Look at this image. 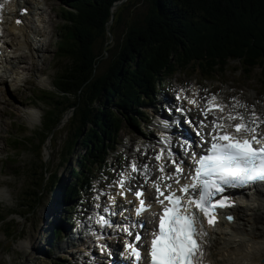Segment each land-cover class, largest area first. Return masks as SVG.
I'll return each instance as SVG.
<instances>
[{
    "label": "trees",
    "instance_id": "16d2710c",
    "mask_svg": "<svg viewBox=\"0 0 264 264\" xmlns=\"http://www.w3.org/2000/svg\"><path fill=\"white\" fill-rule=\"evenodd\" d=\"M121 1L77 0L78 16L71 15L58 50V56L68 60L65 73L56 82L54 102L48 92L41 99L52 101L54 106L44 121L41 150L70 110L73 116L69 122L74 129L68 151L72 152L77 143L85 147L71 170L73 181L64 185L63 203L77 200L80 191L87 190L94 166L103 164L124 124L137 127L144 100L156 92L164 77L192 62L213 75L230 59L242 60L248 70L259 67L264 71V0H147V15L130 24L112 65L98 75L101 61L112 50L108 24L123 22L128 9L130 1L112 13V7ZM110 31L114 38L112 28ZM100 38L106 49L96 53ZM43 162L39 181L47 186L53 176H47ZM45 189L40 183L36 188L34 183L27 194V201L32 203L26 215L44 204Z\"/></svg>",
    "mask_w": 264,
    "mask_h": 264
},
{
    "label": "rangeland",
    "instance_id": "374dc122",
    "mask_svg": "<svg viewBox=\"0 0 264 264\" xmlns=\"http://www.w3.org/2000/svg\"><path fill=\"white\" fill-rule=\"evenodd\" d=\"M48 1H50L49 7H55L51 12L44 1L46 10L44 17H49L47 24L50 26L54 21V31H49L46 39L49 40L50 47L46 48L47 51L43 58L39 54L36 59L37 65L30 66L29 59L31 62L34 60L29 56L28 58L27 55L22 61L21 65H24L22 67L26 71L22 76L31 78L28 84H26V81L19 82L23 88L12 86L9 79L8 83L5 81L2 84L6 87L8 85L10 88V91L8 88V93L12 96L11 99L8 98L4 88L0 87V264H50L52 260H58L61 264L62 262L64 264H91L93 260L91 258L86 259L88 252L85 250L78 254H69L70 236L62 243L55 244L51 253L48 251L51 240L49 227L57 223H62L61 225L68 224L61 219L63 215L62 210L59 208L61 194L64 185L73 181L71 170L77 165L78 158L85 153V147L81 143H77L72 152L68 151L69 137L72 136V130L74 129L69 122L73 115V112L70 111L66 114L69 116L68 120H65V115L63 119L66 122L61 123L62 126H59L60 129L58 128L56 133H52L41 154L40 142L43 141V122L47 117V112L49 110L54 111V106L52 101L43 102L40 98L45 92H55L53 85L65 73L68 63L67 59L58 56L56 48L57 42L66 33V29H63L64 21L61 19L64 0H59V3L56 0ZM129 1L127 4L128 9L124 11L123 22L117 25L108 24L109 30L112 28L115 37L109 42L111 44L110 48H112L111 55L101 61L98 75L105 73L112 65L113 55L117 53L118 44L121 43V39L130 24L135 20H142L147 15V0ZM121 3L123 2L121 1ZM113 10L112 8V12ZM119 12L120 10L117 9L116 15ZM37 24H40V22L37 21ZM42 47L40 53H43L44 45ZM105 49V41L100 38L96 43L95 51L99 53L104 52ZM197 68L170 78L166 84L168 89L164 88L162 90L165 92L162 97L168 96L167 92L171 90V94H174L179 83L188 85L199 81L202 93H215L219 89L223 95L231 93V96H234L235 87H239L240 89H237L239 94L246 90L247 94L243 93L242 96L247 102L249 100L248 95L254 94L257 96V103L264 104V74L262 69L257 67L251 73L246 74L242 64L231 62L225 72L217 74L214 76V80L211 81L203 80V76ZM16 80L17 78L13 79V82ZM50 96L54 102L56 94ZM146 112L147 116L150 117L151 109L146 110ZM145 131H149V129L145 128ZM140 137L135 130L125 129L122 133L123 143L116 153L118 157L113 155L109 161L115 162V167H125L126 159L121 153H130L129 151H132L133 148L131 143H134V140L141 139ZM16 140L22 143H15ZM32 142L35 143L34 148L31 147ZM41 161H44L43 165L49 171L47 176L51 174L54 177L47 186L45 183L41 185L39 181ZM111 170L112 168L109 171L111 173L110 180L107 182V177L103 173L96 186L100 184L107 189L111 187V179L114 177ZM34 183H36V188L39 183L40 188H46L43 197L44 204L36 211L26 215L32 203V201H27L26 198L27 194H30L33 189ZM91 201L86 198L84 204L88 205ZM26 205H28L27 208ZM48 210L49 212L55 211L52 217L49 214L47 215V212L45 213ZM2 219H4V222H1ZM212 249L210 261L212 264H216L212 260Z\"/></svg>",
    "mask_w": 264,
    "mask_h": 264
},
{
    "label": "snow or ice",
    "instance_id": "6c2138e0",
    "mask_svg": "<svg viewBox=\"0 0 264 264\" xmlns=\"http://www.w3.org/2000/svg\"><path fill=\"white\" fill-rule=\"evenodd\" d=\"M3 8L4 4H0V10ZM216 100L215 96L211 97L205 108L201 109V115L205 119L199 122V127L202 129L211 125V132L207 134L211 137L207 154L199 157L195 152L191 154L192 165L189 166L187 175H184L185 169L182 167L184 161L177 162L170 148L167 155L174 165L173 172L166 173L164 164L157 166L162 175L153 181L152 186L156 191V202L161 206V211L153 213L156 217L155 227L146 233L145 237L136 230L137 223L139 228H144L143 222L133 223L131 228L121 229L133 238L131 242L125 243L132 264H203V247L200 241L207 236V232L204 231L203 222L197 213L203 214L208 224L214 226L217 208L229 207L232 204L229 198L223 195L227 187L264 182V132L260 130L264 120L255 112L251 114V119L243 114L230 112L227 116L214 115L211 121L205 123L209 114L225 111L226 106L217 104ZM189 103L196 105L197 102L190 100ZM236 120L241 122L228 123ZM187 123L191 124L192 121ZM197 135L203 134L198 131ZM165 142L171 144L170 138ZM204 142L208 143L207 140ZM181 147L187 154L191 146L184 141ZM164 155L165 150L161 149L155 160H162ZM130 168L132 172H143L147 179L150 171L147 163L138 167L137 163L132 161ZM181 176L188 182L181 184ZM128 178H122L115 183L121 190H125V179ZM126 191L132 189L128 188ZM120 194L124 195V191ZM132 194L139 202L136 207L137 215L151 208L150 204L145 203L142 187ZM96 199H99V196ZM112 203L115 204L114 198ZM104 211L109 212V208L106 206ZM115 214L114 210L110 212V215ZM228 219L231 220L232 217L229 216ZM97 222L111 226L110 220L103 215Z\"/></svg>",
    "mask_w": 264,
    "mask_h": 264
},
{
    "label": "bare ground",
    "instance_id": "6f19581e",
    "mask_svg": "<svg viewBox=\"0 0 264 264\" xmlns=\"http://www.w3.org/2000/svg\"><path fill=\"white\" fill-rule=\"evenodd\" d=\"M44 21L45 20L43 19L42 22ZM17 30L23 32L24 40L22 43L12 42L11 46H8V48H11L16 55L12 60V64H20L21 66V63L25 59L26 55L20 54V52H25V50L31 52L33 49V41L25 27L17 28L11 25L10 32L12 34H14ZM37 33L41 34L44 32L37 29L34 34ZM38 48L39 49L37 51L35 50L36 54H39L43 49L42 45ZM17 68L19 69L20 67ZM15 69L16 68H14V70ZM5 81L6 79L4 77H0V87ZM243 97L244 96L241 97L242 100L246 101ZM248 98V102L253 103L256 99V95L250 94L248 95ZM258 109L260 110V113L264 112V106H258ZM242 111V108L238 109V112ZM256 115H259V113ZM68 118L69 116L66 115L65 120H68ZM65 120L63 119L62 123H65ZM263 125L264 123L260 126ZM134 161L137 163L138 167L141 166L138 159H135ZM130 176L129 167L128 177L130 178ZM46 212L51 217L54 215L53 213H55V211L49 212V210ZM237 215L239 217V221L235 226H229L231 231H228V229L225 228V230H222L220 234L211 235L212 240L216 245L215 249L212 251V260H214L216 264H264V196H262V200L252 199L251 201L244 203V206L239 207ZM208 261L212 264L210 256L208 257Z\"/></svg>",
    "mask_w": 264,
    "mask_h": 264
},
{
    "label": "water",
    "instance_id": "95a60500",
    "mask_svg": "<svg viewBox=\"0 0 264 264\" xmlns=\"http://www.w3.org/2000/svg\"><path fill=\"white\" fill-rule=\"evenodd\" d=\"M112 38V37H111Z\"/></svg>",
    "mask_w": 264,
    "mask_h": 264
}]
</instances>
